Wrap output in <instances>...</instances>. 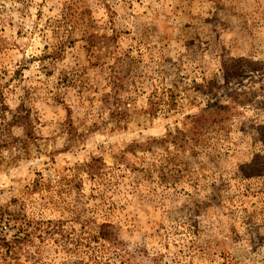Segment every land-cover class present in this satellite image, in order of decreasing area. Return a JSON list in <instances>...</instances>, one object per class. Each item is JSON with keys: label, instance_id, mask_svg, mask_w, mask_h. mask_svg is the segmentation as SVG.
<instances>
[{"label": "rangeland", "instance_id": "obj_1", "mask_svg": "<svg viewBox=\"0 0 264 264\" xmlns=\"http://www.w3.org/2000/svg\"><path fill=\"white\" fill-rule=\"evenodd\" d=\"M0 264H264V0H0Z\"/></svg>", "mask_w": 264, "mask_h": 264}]
</instances>
